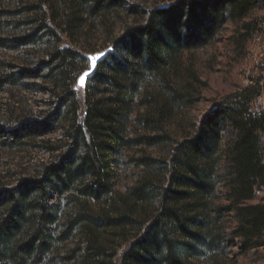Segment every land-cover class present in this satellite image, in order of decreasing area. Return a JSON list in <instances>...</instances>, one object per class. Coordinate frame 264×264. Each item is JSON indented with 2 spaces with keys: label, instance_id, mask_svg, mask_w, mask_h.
Instances as JSON below:
<instances>
[{
  "label": "trees",
  "instance_id": "1",
  "mask_svg": "<svg viewBox=\"0 0 264 264\" xmlns=\"http://www.w3.org/2000/svg\"><path fill=\"white\" fill-rule=\"evenodd\" d=\"M32 1L23 11L36 28L17 47L39 34L52 46L33 69L2 75L0 91L41 79L50 109L0 146L40 140L50 160L0 188V264H46L74 235L61 261L196 264L227 238L239 255L264 252V199L253 203L254 188H264V115L248 113L258 92L235 93L198 124L190 116L207 88L192 54L229 23L243 47L263 0H158L147 11L126 0ZM88 32L109 38L112 53L79 89ZM134 148L158 155L130 157L140 173L118 190L116 166Z\"/></svg>",
  "mask_w": 264,
  "mask_h": 264
},
{
  "label": "rangeland",
  "instance_id": "2",
  "mask_svg": "<svg viewBox=\"0 0 264 264\" xmlns=\"http://www.w3.org/2000/svg\"><path fill=\"white\" fill-rule=\"evenodd\" d=\"M158 0H126L129 5L137 6L147 11L152 8ZM34 4L32 0H0V77L10 73H16L20 68L33 69L38 62L45 57L47 47L52 46L53 41L39 34L35 44L18 46V41L31 35L36 28L30 24L35 14H28L23 9ZM22 11V12H21ZM13 14L9 16L6 13ZM21 12V13H20ZM263 10L253 14V19L261 16ZM122 26L117 28L120 32ZM239 34V33H238ZM236 26L227 24L215 37L214 42L192 54L201 79L207 83V88L202 92V98L190 111V116L197 122L211 112L222 100L233 97L249 86L247 71L251 67L252 57L248 54L250 41L243 47H236L237 38ZM42 40H39V39ZM38 40V41H37ZM51 43V44H50ZM80 45L86 49L85 54H94L112 47V42L104 35L87 33ZM63 46V45H61ZM60 46V47H61ZM251 68H250V67ZM89 69V63L82 71ZM250 69V70H249ZM81 71V72H82ZM51 97L41 79L25 80L18 87L5 86L0 91V131L1 139L9 137L8 132L12 131L19 122L38 119L40 115L49 111ZM60 134H50L45 139L56 140ZM150 155L156 157L158 151L152 148H134L122 151L119 160V167L116 166V189L123 190L126 186L134 183L139 170L130 163V157ZM40 140L24 141L19 148H4L0 146V188L13 186L22 177L33 174L35 166L39 161L50 160ZM264 199V189L257 196L253 203L261 202ZM60 209L62 215L65 211ZM226 235L230 233V225L226 227ZM78 238L74 235L67 241L58 244L53 258L47 260L46 264H78L72 261H61L60 257L68 256L78 245ZM235 242L227 238L222 244V249H213V254L194 259L196 264H264V252L257 251L245 255L238 254Z\"/></svg>",
  "mask_w": 264,
  "mask_h": 264
},
{
  "label": "built area",
  "instance_id": "3",
  "mask_svg": "<svg viewBox=\"0 0 264 264\" xmlns=\"http://www.w3.org/2000/svg\"><path fill=\"white\" fill-rule=\"evenodd\" d=\"M249 41L248 54L252 57L251 67L253 69L247 71V75H249L247 76L249 81L247 88L256 89L258 95L250 103L248 113L253 117H259L264 115V10L261 16L256 19L255 30ZM263 189L255 187V196H259Z\"/></svg>",
  "mask_w": 264,
  "mask_h": 264
},
{
  "label": "water",
  "instance_id": "4",
  "mask_svg": "<svg viewBox=\"0 0 264 264\" xmlns=\"http://www.w3.org/2000/svg\"><path fill=\"white\" fill-rule=\"evenodd\" d=\"M168 5L166 6H163V7H167ZM112 53V48L109 47L103 51H100L98 53H94V54H89V55H86L85 58L88 60L89 62V69L85 70L80 76L79 78L77 79V82H76V86L77 88L79 89H84L88 83V81L92 78V76L94 75V73L96 72L97 70V67L98 65L103 62L105 60V58ZM93 57H96L97 59L93 60ZM85 72H88L89 75L84 77L83 80H81V77L84 75Z\"/></svg>",
  "mask_w": 264,
  "mask_h": 264
},
{
  "label": "snow or ice",
  "instance_id": "5",
  "mask_svg": "<svg viewBox=\"0 0 264 264\" xmlns=\"http://www.w3.org/2000/svg\"><path fill=\"white\" fill-rule=\"evenodd\" d=\"M95 59H97V58H96V57H93V60H95ZM88 75H89V73H88V72H85L84 75L81 77V80H83L84 77H86V76H88Z\"/></svg>",
  "mask_w": 264,
  "mask_h": 264
}]
</instances>
